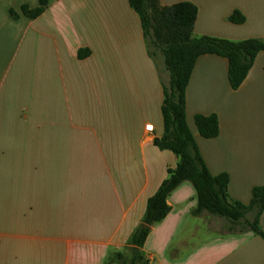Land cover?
Masks as SVG:
<instances>
[{
  "label": "crops",
  "instance_id": "0c3cea01",
  "mask_svg": "<svg viewBox=\"0 0 264 264\" xmlns=\"http://www.w3.org/2000/svg\"><path fill=\"white\" fill-rule=\"evenodd\" d=\"M47 1L29 18L22 6L40 0H0V264H105L115 253L130 264L147 200L179 161L155 144L169 80L129 0ZM180 1L197 5L195 37L264 40V0H159ZM213 113L219 135L204 138L194 116ZM186 118L210 172L228 173L229 200L248 204L264 186V50L237 89L225 57L200 56ZM197 203L190 181L171 192L138 264H264V236L220 232Z\"/></svg>",
  "mask_w": 264,
  "mask_h": 264
},
{
  "label": "trees",
  "instance_id": "16d2710c",
  "mask_svg": "<svg viewBox=\"0 0 264 264\" xmlns=\"http://www.w3.org/2000/svg\"><path fill=\"white\" fill-rule=\"evenodd\" d=\"M129 3L141 18L150 48L156 46L161 50L170 71L162 105L164 134L155 139V144L161 149L173 151L179 157L176 166L168 168V176L148 198L143 222L130 237L129 243L133 248L130 264H138L144 259L140 248L144 245L151 227L163 220L171 210L168 197L184 181H190L197 192L198 203L193 210L194 215L207 211L229 220L230 231L252 230L264 236L259 226V216L264 210V186L253 188L252 199L248 204L230 201L228 173L210 172L186 118V89L197 59L205 54L225 57L228 61L229 83L233 89H237L247 77L257 54L264 50V40L256 37L243 40L209 35L195 37L193 30L198 8L190 1L171 5H162L159 0H129ZM47 4V0H40L36 7L23 5L22 13L29 18H35L44 12ZM11 14L18 16L13 9ZM230 21L240 24L245 21V16L240 11H234ZM89 54L88 48L78 52L79 58ZM194 122L202 137L215 138L219 135V118L215 113L196 114ZM253 211L256 212L255 217L248 218V214ZM126 262L127 259L122 253H115L105 264Z\"/></svg>",
  "mask_w": 264,
  "mask_h": 264
},
{
  "label": "rangeland",
  "instance_id": "374dc122",
  "mask_svg": "<svg viewBox=\"0 0 264 264\" xmlns=\"http://www.w3.org/2000/svg\"><path fill=\"white\" fill-rule=\"evenodd\" d=\"M158 26H160L159 23H158ZM150 50H151L152 54L154 55L155 60L157 61L158 65H159V68L162 71L165 79L169 80L170 71L167 68V65H166V62H165V57L162 54L161 50L159 48H157L156 46H151ZM212 217H213V222L212 223H213V226H214L213 228L214 229H216V230H218L220 232H225V231L229 230V227L231 225L229 220H227L224 217H220L218 215H215V216H212Z\"/></svg>",
  "mask_w": 264,
  "mask_h": 264
},
{
  "label": "built area",
  "instance_id": "2783aa9c",
  "mask_svg": "<svg viewBox=\"0 0 264 264\" xmlns=\"http://www.w3.org/2000/svg\"><path fill=\"white\" fill-rule=\"evenodd\" d=\"M146 129H147V131H152L153 130V125L152 124L147 125Z\"/></svg>",
  "mask_w": 264,
  "mask_h": 264
},
{
  "label": "water",
  "instance_id": "95a60500",
  "mask_svg": "<svg viewBox=\"0 0 264 264\" xmlns=\"http://www.w3.org/2000/svg\"><path fill=\"white\" fill-rule=\"evenodd\" d=\"M147 226V225H146Z\"/></svg>",
  "mask_w": 264,
  "mask_h": 264
}]
</instances>
